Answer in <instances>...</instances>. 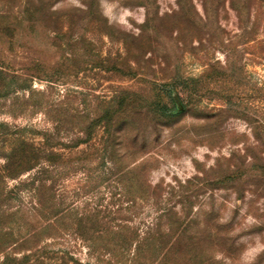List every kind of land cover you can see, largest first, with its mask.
Masks as SVG:
<instances>
[{
  "label": "rangeland",
  "instance_id": "rangeland-1",
  "mask_svg": "<svg viewBox=\"0 0 264 264\" xmlns=\"http://www.w3.org/2000/svg\"><path fill=\"white\" fill-rule=\"evenodd\" d=\"M0 78V181L19 187L0 196V264H36L22 243L48 223L30 184L46 160L33 186L56 210L144 230L157 187L191 248L176 264H264V0H0ZM19 147L38 165L10 179ZM39 247L95 262L70 233Z\"/></svg>",
  "mask_w": 264,
  "mask_h": 264
},
{
  "label": "trees",
  "instance_id": "trees-1",
  "mask_svg": "<svg viewBox=\"0 0 264 264\" xmlns=\"http://www.w3.org/2000/svg\"><path fill=\"white\" fill-rule=\"evenodd\" d=\"M115 119L116 116L108 114L98 120H104L108 126H111L115 123ZM37 150L34 148L29 151L23 147L12 150L4 166V171L7 173L6 177L16 179L22 172L34 169L38 165ZM46 153L52 154L51 151ZM46 163L45 166H51L49 160H46ZM24 165L25 168H22ZM47 168L40 166L35 171L30 184L34 198L32 209L39 219L43 217L44 221L48 220V223L27 230L22 243L30 254L26 257H34L36 264H45L41 255L43 248L39 247V242L42 239H55L66 233L73 234L85 243L88 252L94 256L95 262L93 264H164L167 261L176 264L181 257L190 254L191 248L181 243V240L185 238L184 231L178 230V227L168 229L163 226V222L168 219V213L158 206L161 196L159 192L155 194L157 187L153 189V193L151 192L153 195L151 199L161 212L149 225L145 226L144 230L130 226L125 219H121V222L110 227L105 222L107 216H102L106 212L100 215L99 210L93 212L56 210L50 187H46V183L41 180L37 186H33L41 178V175L48 173ZM121 173L123 174V172ZM2 183L0 181V196L10 197L19 190V187L7 190ZM132 183L135 184V186L132 185L133 188L139 193L145 191L146 195L150 194V185L144 181L136 179ZM137 199L148 200L146 196H138ZM196 239V236L192 235L189 240ZM28 246L31 248L28 249Z\"/></svg>",
  "mask_w": 264,
  "mask_h": 264
}]
</instances>
